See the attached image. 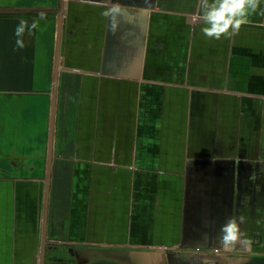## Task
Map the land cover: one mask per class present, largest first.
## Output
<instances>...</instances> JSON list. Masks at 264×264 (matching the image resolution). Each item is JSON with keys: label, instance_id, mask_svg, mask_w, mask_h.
Returning a JSON list of instances; mask_svg holds the SVG:
<instances>
[{"label": "crops", "instance_id": "0c3cea01", "mask_svg": "<svg viewBox=\"0 0 264 264\" xmlns=\"http://www.w3.org/2000/svg\"><path fill=\"white\" fill-rule=\"evenodd\" d=\"M197 11L0 0V264H264V14Z\"/></svg>", "mask_w": 264, "mask_h": 264}, {"label": "clouds", "instance_id": "9594fccd", "mask_svg": "<svg viewBox=\"0 0 264 264\" xmlns=\"http://www.w3.org/2000/svg\"><path fill=\"white\" fill-rule=\"evenodd\" d=\"M198 11L196 19L200 21L201 31L210 38L227 37L239 30L242 24L249 21V17L259 11L264 14V0H197ZM43 15V13H41ZM33 21L21 18L15 27V43L24 47V35L36 28ZM115 30V24H113ZM221 239L224 245L234 246L240 240L245 242L243 233L235 219H229L227 223L221 225Z\"/></svg>", "mask_w": 264, "mask_h": 264}, {"label": "built area", "instance_id": "2783aa9c", "mask_svg": "<svg viewBox=\"0 0 264 264\" xmlns=\"http://www.w3.org/2000/svg\"><path fill=\"white\" fill-rule=\"evenodd\" d=\"M217 252V251H216Z\"/></svg>", "mask_w": 264, "mask_h": 264}]
</instances>
